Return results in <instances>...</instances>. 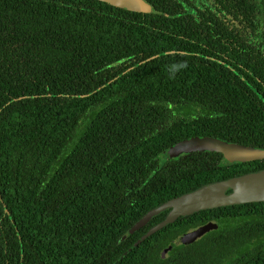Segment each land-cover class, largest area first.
<instances>
[{
    "label": "trees",
    "instance_id": "16d2710c",
    "mask_svg": "<svg viewBox=\"0 0 264 264\" xmlns=\"http://www.w3.org/2000/svg\"><path fill=\"white\" fill-rule=\"evenodd\" d=\"M145 2L0 0V264H264V201L180 216L123 255L168 211L119 240L148 210L264 169L157 158L198 135L264 149V0Z\"/></svg>",
    "mask_w": 264,
    "mask_h": 264
},
{
    "label": "water",
    "instance_id": "95a60500",
    "mask_svg": "<svg viewBox=\"0 0 264 264\" xmlns=\"http://www.w3.org/2000/svg\"><path fill=\"white\" fill-rule=\"evenodd\" d=\"M100 1L115 7L137 12H147L150 8V5L145 0ZM203 150L221 153L227 163L264 159V149H255L246 145L227 143L215 137L199 135L176 142L160 152L157 158L163 161L178 156L182 152ZM261 201H264V169L247 172L220 181L209 182L192 191L173 197L144 213L122 234L119 240H124L137 229L144 226L153 216L164 210H168L165 217L143 233L123 255L130 251L133 246H136L160 228L174 222L180 216L191 215L206 209ZM216 226L214 222H207L191 231L182 233L172 241L173 245L193 242L204 232L212 230ZM161 256H166V250L162 252Z\"/></svg>",
    "mask_w": 264,
    "mask_h": 264
},
{
    "label": "flooded vegetation",
    "instance_id": "af4514ba",
    "mask_svg": "<svg viewBox=\"0 0 264 264\" xmlns=\"http://www.w3.org/2000/svg\"><path fill=\"white\" fill-rule=\"evenodd\" d=\"M181 110L180 109H178L177 110V112H176V115H180V118L179 117H177V120H179V119H181V121H182V119L185 117V116H187L186 115V113H185V111L182 109V112H180ZM194 111L196 112V113H198L199 112V110L197 109V108H194ZM188 116H195V115H188ZM218 140H221V141H224V142H227V141H225V140H222V139H220V138H217ZM227 143H230V142H227ZM218 153V152H217ZM181 154V153H180ZM221 154V153H220ZM222 155V154H221ZM222 158L224 159V157H223V155H222ZM225 160V159H224ZM251 161H255V160H248V161H245L244 163H247V164H252V162ZM226 162V161H225ZM234 162H236V161H233V162H231V163H234ZM240 162H243V161H240ZM230 164V163H229ZM230 178V177H229ZM227 179V178H226ZM207 222H212V221H206V222H204V223H202V224H200V225H197L195 228H197V227H199V226H201V225H203V224H205V223H207ZM195 228H193V229H195ZM193 229H190L189 231H191V230H193ZM188 232V231H187Z\"/></svg>",
    "mask_w": 264,
    "mask_h": 264
}]
</instances>
